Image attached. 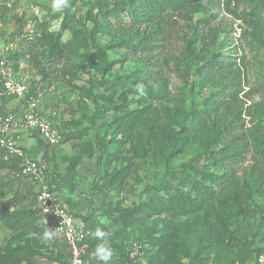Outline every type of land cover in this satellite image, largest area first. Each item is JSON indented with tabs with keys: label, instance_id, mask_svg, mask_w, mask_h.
I'll return each mask as SVG.
<instances>
[{
	"label": "rangeland",
	"instance_id": "rangeland-1",
	"mask_svg": "<svg viewBox=\"0 0 264 264\" xmlns=\"http://www.w3.org/2000/svg\"><path fill=\"white\" fill-rule=\"evenodd\" d=\"M127 1L69 0V3L73 2V7L69 11L65 9L58 12L52 9L50 0H0V59L4 57L5 60V64L0 66V87L2 79L7 76L24 84L28 90L27 96L39 99L40 112L50 120L61 137L59 145L50 147L40 136L31 133L24 136L22 146L33 159L46 161L48 173L53 172L61 178L66 176L71 180L74 193L66 189L56 192L64 200L69 213L90 232V238H96L94 233L97 228L106 234L103 240L97 239L101 243L106 241L113 252L109 264H125L119 250L120 243L128 241L130 246L141 230L128 229L124 233L123 226L117 225L112 219L116 216L114 208L120 206L121 210L129 211L151 197L167 202L174 189H179L177 178L184 170L183 166L199 152L196 146H191L168 162L171 147L136 154L132 150L136 140L128 141L121 151L123 158L126 157L133 165L132 176L119 193L110 191L108 197L90 195L94 183L102 191L106 190L108 180L100 179L97 164L100 143H107L109 148H113L114 145L110 142L126 139L128 130L122 133L115 131L118 119L126 109L134 110L152 103L160 122L169 124L177 131L185 123L186 115L193 107L201 106L205 98L219 90L217 83L213 84L215 82L191 90V84L199 80V69L214 56H221L222 59L229 55L238 56L244 58L240 62L244 80L239 94L241 114L233 119L236 124L235 135L244 141L253 129L264 133V51L253 52L246 45L249 41L264 40V17L250 15L256 1L237 4L236 0H198L193 8H186L179 14L169 13L153 25L124 29L117 35H99L96 39L101 47H112L106 50L107 60L112 64L103 74L96 71L94 64L90 66V63H86L84 57H77L75 61L70 56L63 55L57 63L49 58L51 46L56 41L47 37V34L61 32L62 42L71 37L69 29L62 30L67 14L86 22V26L90 28L92 24L88 20L89 16L121 7ZM38 37H43L46 43L34 47L30 55L28 47ZM122 41L136 47L148 43L151 49L140 51L139 48L132 52L133 48L114 47ZM11 44L14 47L6 50ZM21 51L24 52L22 58L7 60ZM138 72L143 82L134 84L127 103H122L117 95L111 102L102 99L105 96L103 81L109 82L118 76L128 77ZM145 83L148 86L146 88ZM138 86H143V93L138 90ZM86 89L91 91V96ZM157 92L162 93L159 100L153 97ZM92 98L95 100L92 101ZM5 101L7 109L15 112L22 110L24 106L23 100L7 98ZM98 107L101 112L96 115ZM137 131L142 134L143 128L139 127ZM245 158L240 167L234 170L235 177L241 183L258 184L262 188L259 193H253L251 202L248 201L256 215L249 226L244 224L248 238L243 235V228L239 230L242 235L235 231L234 235L250 243V229H254L259 224L260 217L264 216V159L252 153ZM75 162L74 171H71ZM125 165L127 162L115 161L108 172L115 173ZM223 170L221 166H211L210 172L222 174ZM0 180L11 181L7 188L9 194L0 195V202L12 198L17 190L24 192L31 189L32 196L24 197L20 206L38 210L36 184L28 178L7 175L6 172L0 173ZM44 183L54 188L50 175ZM228 195L229 191L224 197L226 200ZM76 196L79 202L74 207ZM79 197H85L89 202H83ZM67 199L72 200L73 204H67ZM150 224L151 222H147L146 225ZM237 224L235 219L231 220L230 230L237 228ZM14 235L0 226V248ZM58 243L60 246L64 244L61 238ZM52 244H48L47 250L41 251L35 264H70L68 250L61 249L60 246L63 258L57 261L50 259L51 253L57 250ZM255 247L263 246L257 243ZM202 258L204 264H227L229 261L219 251ZM147 259L143 256L137 262L145 264ZM83 260L84 264H102L96 256V247L86 249Z\"/></svg>",
	"mask_w": 264,
	"mask_h": 264
},
{
	"label": "trees",
	"instance_id": "trees-1",
	"mask_svg": "<svg viewBox=\"0 0 264 264\" xmlns=\"http://www.w3.org/2000/svg\"><path fill=\"white\" fill-rule=\"evenodd\" d=\"M76 1L78 0H74ZM196 1L198 0H128L121 7H113L96 16H89L88 20L92 24L90 28L86 26V22L67 14L62 30L69 29L71 37L62 42L61 32L47 34V37L56 41L51 46L49 58L57 63L63 55H68L75 61L77 57H84L86 63H90V66L94 64L96 71L103 74L112 64L107 60L106 54V50L112 47H101L96 39L97 36L112 33L117 35L124 29L153 25L167 17L169 13L179 14L186 8H193ZM236 1L237 4L256 1V6L251 9L250 15L264 17V0ZM72 7L73 2H70L66 10L69 11ZM44 40L43 37L35 38L28 47V53L31 55L37 45L43 46L46 43ZM246 45L250 51H264L262 39L246 42ZM114 47L133 48L132 52H136L139 48L140 51L151 49L148 43L136 47L125 41L115 44ZM23 55L24 52L21 51L8 57L7 60H18ZM243 60V57L238 56L229 55L225 56V59L214 56L199 69L197 74L199 80L191 84V90L213 82H215L213 84L217 83L219 90L216 94L205 98L201 106L193 107L186 115L185 123L177 131L169 124H162L156 108L152 103H148L134 110L126 109L118 119L115 131L122 133L128 130L126 139L120 138L110 142L113 143V148H109L107 143H100V155L97 159L100 179L107 178L108 181L105 191L94 183L90 195L105 197L109 196L110 191L119 193L127 179L132 176L133 165L126 157L123 158L121 151L128 141L136 140L132 148L136 154H146L150 149L160 150L171 147L167 157L168 162L178 154H182L188 147L196 146L199 151L183 166L184 170L177 178L179 189H174L173 195L168 197L167 202L151 197L129 211L121 210L120 206L114 208L116 216L112 219L117 225L123 226L124 233L128 229H141L140 235L130 246L128 241L120 243L119 250L125 264H142L137 261L143 256L148 258L145 264H204L202 257L209 256L214 251L224 253L229 259L227 264L251 262L258 264L257 260L261 256L264 258V216L260 217L259 224L254 229H250L249 235L252 238L250 243L234 235V231L241 234L240 228H243V235L247 234L244 224L247 223L249 226L256 217L248 201L251 202L253 193H259L262 188L258 184L241 183L235 177L234 170L240 167L249 153L264 159V133L259 129H253L249 132L248 139L244 141L235 135L236 124L233 119L241 114L239 94L244 79L240 62ZM141 78L138 72L128 77L118 76L109 82L103 81L105 96L102 99L111 102L117 95L122 103H127L128 94L132 92L134 84L143 82ZM2 86L4 85L1 84L0 89ZM144 87H148L146 83ZM86 91L90 96L92 95L90 90L86 89ZM147 94L152 96L151 92ZM160 94L162 93L157 92L153 96L154 99L162 98ZM7 98L0 97L1 104ZM93 100L95 98H92ZM23 102L25 104V100ZM0 111L5 112L1 108ZM99 112L101 111L98 107L96 115H99ZM139 127L143 128L142 134L137 131ZM34 135L39 136L37 133ZM70 139L66 138V140ZM24 152L28 154L25 149ZM115 161L127 162V165L115 173H109L108 169ZM42 162L46 164L45 160ZM21 165L22 160L19 157L9 155L0 148V173L6 172L7 175L22 177ZM75 166L76 162L70 168L71 171H74ZM211 166H221L224 170L222 174L213 173L210 172ZM48 175L52 178L51 184L54 186L52 188L47 184L48 189L55 192L66 189L74 193L75 188L66 176L61 178L53 172L48 173L46 169L45 179ZM9 182L11 181L0 180V195L9 194L7 190ZM227 191L229 195L226 200L224 197ZM31 196V189L24 192L17 190L12 198L0 202V226L15 234L8 238L4 247L0 248V264H35L36 257L42 250H47L50 243H53L52 245L57 249L55 253H51L50 259L57 261L63 258L61 249H67V256L71 257L69 246L63 237L54 234L56 237L54 241L43 240L42 234L48 228L49 222L40 214V210L20 206V201L24 197ZM82 199L83 202H89L85 197ZM65 201L69 205L72 203L70 199ZM78 202V199L75 200L73 206L75 207ZM233 219L238 223L237 228L230 230V221ZM147 222L151 224L146 225ZM245 237L248 238L246 235ZM59 238L64 243L61 246L58 245ZM85 243L86 249L97 248L101 244L97 238H89ZM257 243L263 247H255ZM133 245H136L139 254L136 263L130 258Z\"/></svg>",
	"mask_w": 264,
	"mask_h": 264
},
{
	"label": "built area",
	"instance_id": "built-area-1",
	"mask_svg": "<svg viewBox=\"0 0 264 264\" xmlns=\"http://www.w3.org/2000/svg\"><path fill=\"white\" fill-rule=\"evenodd\" d=\"M13 44L8 49H12ZM5 64L4 57L0 59V66ZM0 97L14 100H25L21 111H0V148L9 155L17 156L22 160L20 174L36 184L38 191L36 201L40 214L49 222V230L63 237L71 253L70 264H84L86 255V240L91 235L83 225L69 213L63 199L53 190L48 189L44 183L46 165L42 161L30 158L24 152L21 144L22 137L37 133L50 147L60 144L61 137L50 120L40 112V101L35 97H28V90L22 83L16 82L9 76L2 79ZM130 258L136 262L139 258L136 245L132 246ZM261 256L258 264H264Z\"/></svg>",
	"mask_w": 264,
	"mask_h": 264
},
{
	"label": "clouds",
	"instance_id": "clouds-1",
	"mask_svg": "<svg viewBox=\"0 0 264 264\" xmlns=\"http://www.w3.org/2000/svg\"><path fill=\"white\" fill-rule=\"evenodd\" d=\"M51 7L55 11H63L69 7V0H50ZM138 90L143 93V86H138ZM45 220V224H46ZM55 230H49V228H46L45 231L42 234V238L45 241H50L54 238ZM105 233L101 231L99 228L96 229L94 236L96 238H100L103 240L105 237ZM96 256L99 261L102 262V264H109V262L112 259L113 252L111 248L108 246L107 242L101 243L96 248ZM264 259V258H262Z\"/></svg>",
	"mask_w": 264,
	"mask_h": 264
},
{
	"label": "crops",
	"instance_id": "crops-1",
	"mask_svg": "<svg viewBox=\"0 0 264 264\" xmlns=\"http://www.w3.org/2000/svg\"><path fill=\"white\" fill-rule=\"evenodd\" d=\"M6 100V99H5ZM6 103V101L5 102H3V104H1V102H0V108L2 109V111H12L11 109H7V105L5 104ZM18 111H21V110H17V112ZM26 136V135H25ZM24 136L22 137V142H21V144L23 143V141H24Z\"/></svg>",
	"mask_w": 264,
	"mask_h": 264
}]
</instances>
